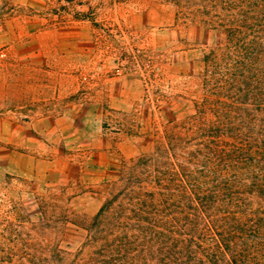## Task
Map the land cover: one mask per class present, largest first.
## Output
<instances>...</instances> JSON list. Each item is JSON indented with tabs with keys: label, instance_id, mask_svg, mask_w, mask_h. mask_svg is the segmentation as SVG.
I'll use <instances>...</instances> for the list:
<instances>
[{
	"label": "rangeland",
	"instance_id": "1",
	"mask_svg": "<svg viewBox=\"0 0 264 264\" xmlns=\"http://www.w3.org/2000/svg\"><path fill=\"white\" fill-rule=\"evenodd\" d=\"M0 264H264V0H0Z\"/></svg>",
	"mask_w": 264,
	"mask_h": 264
}]
</instances>
